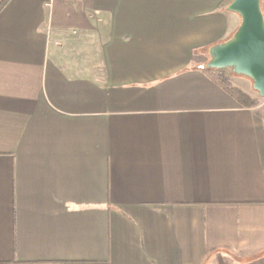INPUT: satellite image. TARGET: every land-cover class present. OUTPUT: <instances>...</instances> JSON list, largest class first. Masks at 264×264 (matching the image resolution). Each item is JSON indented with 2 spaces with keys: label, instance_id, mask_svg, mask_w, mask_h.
Segmentation results:
<instances>
[{
  "label": "crops",
  "instance_id": "1",
  "mask_svg": "<svg viewBox=\"0 0 264 264\" xmlns=\"http://www.w3.org/2000/svg\"><path fill=\"white\" fill-rule=\"evenodd\" d=\"M47 1L0 10V264H264V120L200 70L238 14Z\"/></svg>",
  "mask_w": 264,
  "mask_h": 264
},
{
  "label": "water",
  "instance_id": "2",
  "mask_svg": "<svg viewBox=\"0 0 264 264\" xmlns=\"http://www.w3.org/2000/svg\"><path fill=\"white\" fill-rule=\"evenodd\" d=\"M227 10L238 14L240 23L226 40L209 48L206 66L250 78L253 90L264 97V17L260 0H231Z\"/></svg>",
  "mask_w": 264,
  "mask_h": 264
},
{
  "label": "trees",
  "instance_id": "3",
  "mask_svg": "<svg viewBox=\"0 0 264 264\" xmlns=\"http://www.w3.org/2000/svg\"><path fill=\"white\" fill-rule=\"evenodd\" d=\"M230 1L231 0H223L220 4V8H226V6L230 3ZM7 2L8 0H0V10ZM260 7L264 17V5L261 2V0H260ZM200 70L208 79H210L214 84H216L224 92L230 95L239 104H241L243 107L253 108L255 113L258 114L260 117H262V119L264 120V107L262 106V102H261V100L264 98L260 97L255 90L249 92L240 86L234 85L230 80V78L222 73V70L210 68L206 66V63H204L203 67H200Z\"/></svg>",
  "mask_w": 264,
  "mask_h": 264
},
{
  "label": "rangeland",
  "instance_id": "4",
  "mask_svg": "<svg viewBox=\"0 0 264 264\" xmlns=\"http://www.w3.org/2000/svg\"><path fill=\"white\" fill-rule=\"evenodd\" d=\"M208 60H209V58L205 61V63ZM222 73L225 76L229 77L234 85L240 86L243 89H246V88L251 89L252 88V81L250 78L243 76V75L234 74L229 69L222 70ZM251 90H253V88ZM262 98H264V97H262ZM261 102H262V106L264 107V99H262Z\"/></svg>",
  "mask_w": 264,
  "mask_h": 264
},
{
  "label": "built area",
  "instance_id": "5",
  "mask_svg": "<svg viewBox=\"0 0 264 264\" xmlns=\"http://www.w3.org/2000/svg\"><path fill=\"white\" fill-rule=\"evenodd\" d=\"M51 2H52V0H48L47 2H46V5H50L51 4Z\"/></svg>",
  "mask_w": 264,
  "mask_h": 264
}]
</instances>
